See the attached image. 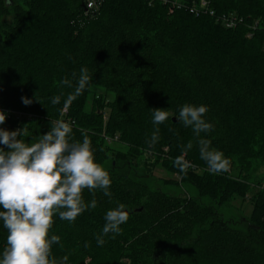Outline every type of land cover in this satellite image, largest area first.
I'll return each mask as SVG.
<instances>
[{
	"label": "trees",
	"instance_id": "obj_1",
	"mask_svg": "<svg viewBox=\"0 0 264 264\" xmlns=\"http://www.w3.org/2000/svg\"><path fill=\"white\" fill-rule=\"evenodd\" d=\"M148 1L100 0L86 9V0H0V110L31 115L0 128L26 125L30 142L63 120L73 140L88 136L112 181L111 197L84 190L85 204L94 199L96 207L74 222L54 217L49 237L60 242L52 257L57 264H264V0ZM200 1L212 15L190 12ZM81 68L91 80L69 102ZM185 104L206 106L212 130L197 136L179 122ZM154 109L169 118L154 124ZM200 139L222 152L229 171H209ZM181 155L192 165L186 174L174 166ZM156 166L169 176L163 188L192 194L153 188ZM252 188L251 215L225 217L222 208ZM120 203L129 213L121 233L97 244L107 211ZM6 235L0 220V258Z\"/></svg>",
	"mask_w": 264,
	"mask_h": 264
},
{
	"label": "clouds",
	"instance_id": "obj_2",
	"mask_svg": "<svg viewBox=\"0 0 264 264\" xmlns=\"http://www.w3.org/2000/svg\"><path fill=\"white\" fill-rule=\"evenodd\" d=\"M76 74L73 73V76ZM91 77L87 68L80 69L77 86L67 96V101L81 95L89 85ZM62 84L71 87L68 79ZM25 105L32 101L22 98ZM61 96L52 98L53 105L59 104ZM208 111L206 106L185 104L179 111L178 120L185 127L191 126L199 136L209 132L212 125L203 119ZM170 116L168 110L154 109L153 123L162 124ZM6 114L0 110V125L6 121ZM50 130L38 140H25L26 125L15 131L0 128V220L6 230V245L2 251L0 264H57L52 257V245L60 242V237L51 235L54 217L74 222L86 210L95 208L93 199L86 205L83 192L87 189L95 193L103 190L105 196L111 197L109 172L96 162L91 141L84 135L82 141L72 139V127L63 120L51 121ZM158 129L149 141V147L158 141ZM200 158L204 160L211 173L219 174L229 171V160L222 152L210 150V141L199 140ZM193 147L187 144V149ZM174 166L180 172L187 173L192 165L184 155L174 160ZM129 213L120 203L107 211L102 235L97 236V244L103 245V235L121 233V225L126 223ZM113 236V238H114ZM64 261L68 257L65 256Z\"/></svg>",
	"mask_w": 264,
	"mask_h": 264
},
{
	"label": "rangeland",
	"instance_id": "obj_3",
	"mask_svg": "<svg viewBox=\"0 0 264 264\" xmlns=\"http://www.w3.org/2000/svg\"><path fill=\"white\" fill-rule=\"evenodd\" d=\"M11 1H16V0H11ZM103 94L102 90H96L94 92L95 96H101ZM117 145V144H116ZM3 147V146H1ZM118 148H125L124 146L117 145ZM5 151H8L7 148L3 147ZM106 166V165H105ZM139 169H141L139 167ZM261 176V175H260ZM153 177L157 179L155 182L154 180L150 183L153 188H160L163 189L166 193L171 194V195H190L192 194L191 190L189 188H185L183 186H178V187H169V188H163L164 186L162 185V179L163 178H168V174H166L162 169L159 168V166H156L153 172ZM261 178V177H260ZM264 183V182H263ZM256 189L252 188L251 191L247 194L246 198L243 199L242 201L236 200L231 203L229 207H224L222 208L221 212L224 214L225 217H231L235 216L239 213H241L244 217L248 218L251 215L252 211V206L249 201V198L251 195L255 193ZM187 195V196H188Z\"/></svg>",
	"mask_w": 264,
	"mask_h": 264
},
{
	"label": "built area",
	"instance_id": "obj_4",
	"mask_svg": "<svg viewBox=\"0 0 264 264\" xmlns=\"http://www.w3.org/2000/svg\"><path fill=\"white\" fill-rule=\"evenodd\" d=\"M152 1H155V0H149L148 2L151 3ZM157 1H160L162 2L163 4L165 3H168V0H157ZM100 2V0H86V9H93L94 7H96L97 3ZM171 4V7L174 6V4L170 3ZM190 12H192L194 15H199L201 13H209L210 15L213 14V12L211 10H209L208 8V4L206 3V1H200L198 7L196 8H192L190 10ZM225 20V26L226 27H233L235 26V23H236V20L234 18L232 19H223ZM7 116V120H21L23 118L25 119H30L31 118V115L27 114V113H24V112H20V111H14V110H7V109H1ZM66 111L63 110L62 113H65ZM107 141H110L111 139L110 138H106Z\"/></svg>",
	"mask_w": 264,
	"mask_h": 264
}]
</instances>
